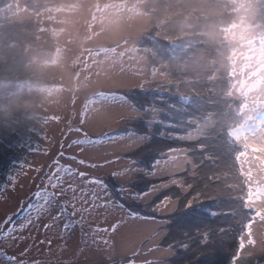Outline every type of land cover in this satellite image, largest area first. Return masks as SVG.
<instances>
[{
	"label": "snow or ice",
	"instance_id": "6c2138e0",
	"mask_svg": "<svg viewBox=\"0 0 264 264\" xmlns=\"http://www.w3.org/2000/svg\"><path fill=\"white\" fill-rule=\"evenodd\" d=\"M147 97L142 84L135 94L108 97L111 105L125 110L115 121L123 125L119 131L109 127L107 131L90 134L85 130L89 123L86 113L69 116L48 170L28 165L38 174L43 172L31 198L21 201L18 210L0 223V264H125L124 259H114L117 252L130 253L126 264H169L170 259L174 264H186L194 255L193 245L207 247L211 243L210 231L197 229L198 239H193L186 229L193 223H203L205 217L215 219L219 214L205 208L199 193L184 195L192 185L178 178L189 171L195 176L199 164L191 158L192 152H203L204 145L195 149H162L160 139L189 143L192 136L171 119L165 120L167 113ZM53 119L61 121L60 117ZM77 123L79 126L73 127ZM73 133L78 138L68 140ZM38 136L48 139L42 133ZM25 145L30 151L38 150L31 137L24 141L0 140V149L14 150ZM73 149L74 154H70ZM48 151L44 149L45 154ZM165 176L167 179L158 184L147 182ZM17 182V176L9 175L8 183L0 185V196L10 187L14 191ZM172 187L177 189L174 195L158 197L162 190ZM149 202L151 206L145 213L142 209ZM97 218H102L107 226L101 227ZM41 221L45 232L57 229L54 235L61 243L56 246V255L51 238L41 241L48 245L44 260L29 257L31 247L15 251L28 239L22 233ZM217 231L223 233L224 229ZM245 231L251 235V222ZM237 240L234 252L219 257L215 264H239L245 246L255 243L254 239L245 241L244 233ZM145 244L149 245L146 249ZM66 253L70 254L68 259H64ZM154 253L160 255L137 259Z\"/></svg>",
	"mask_w": 264,
	"mask_h": 264
},
{
	"label": "rangeland",
	"instance_id": "374dc122",
	"mask_svg": "<svg viewBox=\"0 0 264 264\" xmlns=\"http://www.w3.org/2000/svg\"><path fill=\"white\" fill-rule=\"evenodd\" d=\"M39 1L46 3V9L39 14L30 11L25 0H11L8 6L0 9V30L16 21H39L41 46L50 41L55 51L50 63L38 65L48 75L57 77L60 83L49 88L22 86L16 94L0 96V140H6V136L20 139L22 121L30 124L32 144L38 147L37 151H30L27 145L5 149L19 155L20 162L8 170L7 176L0 175V185L8 183L9 175L17 176L18 181L14 191L10 187L0 196V223L18 210L21 201L31 198L43 172L38 174L28 165L43 167L44 172L48 170L47 165L59 149L69 116L86 113L89 123L85 130L90 134L107 131L109 127L119 131L123 125L115 121L125 110L111 105L108 97L116 95L118 90L138 88L141 84L146 88L168 78L161 69L149 68L150 53L138 46V37L151 22L144 4L138 0ZM225 1L236 8L238 15L228 31V42L235 51L232 96L244 101L243 124L232 132V138L245 149L240 164L252 188L249 205L256 211L251 235L244 233L245 241L254 239L255 243L245 246L239 264H264V30L254 22L262 0ZM54 117H60L61 121L57 122ZM210 124L211 121L200 124L190 133L192 141L199 139ZM76 126L78 123L73 125ZM41 133L48 139L38 136ZM76 138L78 134L73 133L68 140ZM67 142L64 141L65 145ZM45 148L49 149L47 154ZM42 223L22 233L28 239L15 251L31 247L29 257L44 260L48 245L41 241L51 238L53 255H56V246L61 243L54 235L57 229L45 232ZM96 223L107 226L102 218H97ZM147 247V244L143 246ZM69 255L66 253L64 259ZM128 255L130 253L117 252L114 259L117 262L124 259L126 264ZM158 255H141L137 259H152Z\"/></svg>",
	"mask_w": 264,
	"mask_h": 264
},
{
	"label": "trees",
	"instance_id": "16d2710c",
	"mask_svg": "<svg viewBox=\"0 0 264 264\" xmlns=\"http://www.w3.org/2000/svg\"><path fill=\"white\" fill-rule=\"evenodd\" d=\"M26 7L41 13L46 3L25 0ZM144 4L151 18L149 26L138 37V46L148 51L149 68L161 69L167 80L151 83L143 88L148 100L162 109L165 120L171 119L186 133H192L200 124L212 122L203 135L189 143L158 140L159 146L187 147L195 149L204 145V151L192 152L191 158L198 160L195 176L181 175L192 185L184 194L187 197L199 193V201L206 209L219 215L204 218L203 223L188 226L193 239H198L196 230L211 232V243L207 247L193 245L194 255L186 264H215L217 259L228 256L237 247V238L245 233L256 214L249 205L252 188L244 176L240 156L245 149L238 146L232 132L242 126L241 111L244 101L235 99L233 55L234 47L228 42V31L238 15L236 8L225 0H138ZM11 0H0V9ZM264 30V0L261 1L254 19ZM55 45L48 41L41 46V25L37 19L16 21L0 30V96L16 94L22 86L49 88L59 85V79L48 75L38 64L50 63L54 58ZM138 88L118 90L115 94H135ZM20 139L30 137V124L20 122ZM210 158V159H209ZM20 162L19 155L0 149V175ZM163 178H150L148 183H160ZM172 187L158 193L174 195ZM156 199V197H153ZM151 202L142 210L148 213ZM161 214H158L160 218ZM217 229H224L223 233ZM169 262L174 264L170 259Z\"/></svg>",
	"mask_w": 264,
	"mask_h": 264
}]
</instances>
